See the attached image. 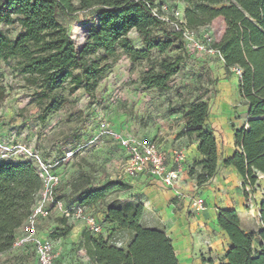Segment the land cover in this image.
Instances as JSON below:
<instances>
[{
    "label": "trees",
    "instance_id": "16d2710c",
    "mask_svg": "<svg viewBox=\"0 0 264 264\" xmlns=\"http://www.w3.org/2000/svg\"><path fill=\"white\" fill-rule=\"evenodd\" d=\"M174 1L186 5L183 16L189 30L198 32L219 18L225 23L222 37L211 47L219 53L227 74L232 69L240 71L238 93L248 106L249 121L247 127L235 131L239 151L223 163L233 166L242 176L244 190L247 187L253 190L257 175H264V0ZM162 5L159 0H0V67L2 63L9 66L15 62L14 71L28 87L34 88L42 121L65 106L63 92L67 88L71 93L83 89L93 94L110 68L106 62L116 60L120 52L133 63L147 61L149 66L140 77L144 88L166 91L189 55L182 34L154 15V10ZM89 11L93 12L92 22L77 47L68 29L59 22V16L66 18ZM2 25H18L20 30L11 38ZM133 30L142 38L144 49L132 45L129 33ZM172 49L182 54L150 58L153 51L164 55ZM7 97V89L0 80V109ZM100 101L103 100L95 99L93 104ZM94 105L91 121L96 120ZM183 115L185 126L178 136L198 144L202 159L194 161L188 173L201 187L214 178L219 162L217 139L207 126L210 105L199 99ZM10 130L17 137L18 127ZM10 134L0 132V138L9 141ZM56 152L59 155L41 153L44 159H61L65 153L61 144ZM76 156L77 153L68 167L67 179L58 189V199L67 207L87 209H95L101 201L107 203L102 221L108 237L92 236L85 230L82 233V246L92 264H180L165 230L143 225L146 209L140 199L121 201L112 197L130 190L125 180L80 190L72 203L65 200L62 190L71 184L70 168ZM41 189L42 181L32 162L0 159V255L20 250L15 249V243L39 200ZM248 193L246 190V197ZM49 220H53L54 226L48 233L52 241L69 234L68 221L50 217L41 223ZM261 221L264 225V203ZM218 225L231 242L222 264H264V237L257 251L255 236L242 231L235 210L219 211ZM115 228L130 235L124 246L112 242ZM22 249V257L27 250L33 251L32 247Z\"/></svg>",
    "mask_w": 264,
    "mask_h": 264
},
{
    "label": "rangeland",
    "instance_id": "374dc122",
    "mask_svg": "<svg viewBox=\"0 0 264 264\" xmlns=\"http://www.w3.org/2000/svg\"><path fill=\"white\" fill-rule=\"evenodd\" d=\"M168 5L170 11H184L186 5L174 0H159ZM92 11L80 12L70 17L59 16V22L65 26L77 47H80L86 28L92 22ZM3 31L13 38L20 30L18 25L1 26ZM225 30L223 19H216L209 27L196 32L201 40L210 37L219 41ZM132 45L142 50L145 48L142 38L133 30L129 33ZM182 51L172 49L164 55L151 52V59L175 57ZM109 70L101 78L96 91L91 94L83 89L71 93L67 88L64 92L65 106L57 113L39 119L40 108L34 96V88L25 84L22 76L14 71L15 62L9 66L2 63L0 80L7 89L8 97L0 109V132H11V127H18V135L10 134V145L25 143L39 149L44 155H59L57 145L61 144L64 151L79 150L70 168L71 184L62 190L67 202L72 203L75 195L83 189L102 187L111 181L125 180V154L114 144L98 139L94 143L93 132L98 124L91 121L94 100H103L102 109L96 117L105 114L117 128L130 130L133 134L149 139L154 137L157 142H164L166 147L181 150L184 146L195 144L194 140L179 138L184 129L183 113L195 101H208L210 116L207 123L216 136L222 138L226 128L239 130L249 121L248 106L240 98L238 84L240 73L232 69L226 73L223 61L219 55L211 57L185 56V62L180 73L173 78L166 91L146 89L140 84L141 74L148 68L147 61L133 63L130 58L120 52L116 60H109ZM229 82L233 87L232 108L230 117L225 124L219 122L220 113L216 106L222 99L221 84ZM95 119V118H94ZM20 132V133H19ZM218 135V136H217ZM218 141V140H217ZM220 142V140H219ZM121 201L132 198L129 191L113 195ZM107 203L101 201L96 205L94 214L102 217ZM53 220L40 224V233H46ZM69 234L54 241L58 264H92L82 246L80 225L68 222ZM144 226H156L149 222ZM48 234V233H47ZM130 235L114 229L113 243L124 246ZM17 253V254H16ZM0 255V264H37L34 251L27 252L25 257L21 251Z\"/></svg>",
    "mask_w": 264,
    "mask_h": 264
},
{
    "label": "crops",
    "instance_id": "0c3cea01",
    "mask_svg": "<svg viewBox=\"0 0 264 264\" xmlns=\"http://www.w3.org/2000/svg\"><path fill=\"white\" fill-rule=\"evenodd\" d=\"M221 88L223 96L216 106V112L220 113L219 122L225 124L231 114L233 102L230 96L234 90L227 81L221 84ZM117 130L130 131L125 127L117 128ZM235 131L225 126V135H222V138L217 135L219 151L217 172L210 182L201 187L188 173L194 161L202 159L198 152L197 142L181 149L186 153L187 163L181 179L174 187H166L161 181L146 175L125 178V182L131 187L128 191L132 198L140 199L145 206L143 224L148 225L149 222H154L156 226L146 227H159L165 230L172 240L180 264H222L225 262L223 258L230 250L231 242L218 225V213L221 210H235L238 213L242 231L255 236L254 248L257 251L260 250L264 237V225L261 221L262 204L264 203V175H257L258 181L253 190L248 191V187L246 188L249 192L246 197L242 176L233 166H226L223 163L239 151L235 145ZM148 140L159 144L166 153L168 164L171 166L174 153L179 150L166 147L164 142H157L154 137ZM193 197L204 198L206 206L203 211L196 212L192 209L190 204ZM77 225H80L81 230L84 229L82 224L77 223ZM47 233L48 231L40 235L47 237ZM22 235L23 232L20 230V237ZM19 251L22 252L23 249Z\"/></svg>",
    "mask_w": 264,
    "mask_h": 264
},
{
    "label": "built area",
    "instance_id": "2783aa9c",
    "mask_svg": "<svg viewBox=\"0 0 264 264\" xmlns=\"http://www.w3.org/2000/svg\"><path fill=\"white\" fill-rule=\"evenodd\" d=\"M154 15L182 34L185 50L189 56L203 58L219 55L217 50L211 47L212 43L218 41H213L210 37L201 40L196 36V32L187 29L182 11L178 9L170 11L168 5L164 4L161 9L154 10ZM103 103L104 101L96 102L94 105L96 112L102 109ZM96 120L98 124L94 130L92 143L103 139L119 147L126 156L125 178L146 175L161 181L166 187H174L181 179L187 163L184 150L174 153L170 166L166 153L156 142L141 138L131 131L115 129L114 124L105 114L96 117ZM78 151H65L63 157L57 160L44 159L42 153L35 147L25 143L10 145L9 141H3L0 138V159L14 163L21 160L32 162L42 181L39 200L21 230L23 235L21 237L19 235L14 246L15 249L32 247L37 264H58L54 241L49 236L42 237L39 233L41 221L48 220L50 217H60L68 222L80 223L92 236L108 237L102 217L94 214L92 209L80 206L67 207L62 200L58 199V189L67 179L68 167ZM247 189L249 191L250 187ZM190 205L194 211L200 212L205 209L206 203L203 197H193ZM53 228L54 226L51 225L48 233Z\"/></svg>",
    "mask_w": 264,
    "mask_h": 264
}]
</instances>
